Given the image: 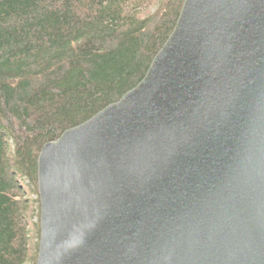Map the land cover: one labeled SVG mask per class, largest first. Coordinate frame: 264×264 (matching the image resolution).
Here are the masks:
<instances>
[{
	"label": "water",
	"instance_id": "1",
	"mask_svg": "<svg viewBox=\"0 0 264 264\" xmlns=\"http://www.w3.org/2000/svg\"><path fill=\"white\" fill-rule=\"evenodd\" d=\"M36 264H264V0H185L146 76L46 144Z\"/></svg>",
	"mask_w": 264,
	"mask_h": 264
},
{
	"label": "trees",
	"instance_id": "2",
	"mask_svg": "<svg viewBox=\"0 0 264 264\" xmlns=\"http://www.w3.org/2000/svg\"><path fill=\"white\" fill-rule=\"evenodd\" d=\"M185 0H0V264H36L43 147L146 76Z\"/></svg>",
	"mask_w": 264,
	"mask_h": 264
}]
</instances>
